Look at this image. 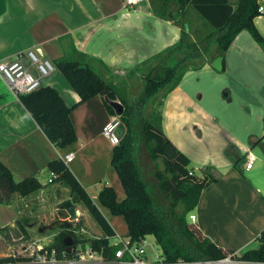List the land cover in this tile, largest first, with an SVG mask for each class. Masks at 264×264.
<instances>
[{
	"label": "crops",
	"instance_id": "crops-1",
	"mask_svg": "<svg viewBox=\"0 0 264 264\" xmlns=\"http://www.w3.org/2000/svg\"><path fill=\"white\" fill-rule=\"evenodd\" d=\"M160 4L161 0H142L133 7H123L122 0H0V61L13 60L17 53L25 51L51 63L72 58L88 63L97 75L110 81L113 74L134 69L178 40V27L154 16L151 7L157 10ZM257 5L261 12L253 19V25L264 39V0H258ZM174 8L170 4L169 11ZM185 19L196 35L209 28L189 7L185 8ZM226 50L236 69L247 68V76L251 73L257 76L256 90L253 87L251 90L258 93L260 103L249 108L244 100L238 99L236 108L240 113L222 108L223 120L212 109L191 107L189 96L176 86L162 99L160 128L184 156L187 146L180 135L184 127L188 126L187 132L197 142L204 137L200 136L204 127L212 128L215 134H208L207 148L211 153L210 149L216 147L208 162L215 181L200 192L189 215L194 216L193 225L210 243L221 249H233L237 254L253 246L254 238L264 228V138L251 145L253 139L264 133V54L245 31L239 32ZM204 68H210V63L199 70ZM240 84L246 92L250 91L249 86ZM44 85L53 88L67 107L78 100L56 70L45 79ZM222 87L217 103L229 106L231 90ZM193 95L201 101L200 93ZM110 117L98 96L78 105L69 114L75 142L55 149L0 77V163L9 171L12 181L34 177L41 187L54 185L47 183L50 178L47 163L71 154L65 166L87 194L94 191V197H89L114 234L125 236L123 219L111 216L95 198L101 185L113 189L116 201L124 198L110 166L113 146L101 135ZM247 150L256 159L245 171L242 162ZM15 219L13 206L0 204V229L13 228ZM118 222L121 232L114 228Z\"/></svg>",
	"mask_w": 264,
	"mask_h": 264
},
{
	"label": "trees",
	"instance_id": "trees-1",
	"mask_svg": "<svg viewBox=\"0 0 264 264\" xmlns=\"http://www.w3.org/2000/svg\"><path fill=\"white\" fill-rule=\"evenodd\" d=\"M257 1L161 0L157 10L152 6L154 16L171 21L178 27V40L128 71L141 76L143 83L137 95L127 101L118 97L111 81L97 75L88 63L72 58L53 60L52 64L77 95L76 103L65 106L59 94L47 85L17 97L20 105L55 149L66 148L75 142L69 114L78 105L98 96L110 116L114 114L106 101H116L122 106L119 118L123 132L117 145L111 150L110 166L119 180L124 198L116 201L114 191L108 185H101L95 198L111 216L123 219L127 230L125 236L130 242L151 237L167 263L180 260L187 264H202L235 253L233 249L216 247L193 224L187 222L186 214L194 209L200 192L213 183L215 178L209 166L199 169L200 177L191 172L188 174L189 160L161 131L160 107L162 99L179 84L186 72L199 70L211 63L214 57L223 58L239 32L245 31L264 54V39L253 25V19L257 16ZM170 4L175 7L172 12L169 11ZM186 7L209 28L199 35L192 33L185 19ZM159 94V112L154 115L151 111L145 118L147 105ZM262 138L264 133L253 139L251 145L257 144ZM140 142L147 159L154 164L156 161L160 162L161 168L153 166L150 173L154 183L144 179V172L138 165L137 148ZM46 170L52 175L51 183L63 184L73 198L71 204H80L101 233L98 239H78L73 237L68 226L59 230L52 246L56 251L64 250V243L69 238L73 243H87L94 251L99 252L103 260H110L113 249L107 247L106 238L114 236V232L96 205L61 159L50 160ZM39 188L41 186L34 177L13 182L9 171L0 163V204L10 205L14 196H26ZM155 192L167 201V205L162 206L157 202ZM178 206L181 209L176 212ZM14 227L19 235L26 236L28 219L16 216ZM235 258L244 264H264V228L254 238L253 246L238 252ZM6 262L0 261V264Z\"/></svg>",
	"mask_w": 264,
	"mask_h": 264
},
{
	"label": "rangeland",
	"instance_id": "rangeland-1",
	"mask_svg": "<svg viewBox=\"0 0 264 264\" xmlns=\"http://www.w3.org/2000/svg\"><path fill=\"white\" fill-rule=\"evenodd\" d=\"M229 53L230 52H227L226 50L220 72H216L210 68L187 72L184 74L180 83L176 87L179 89V92L186 93V95L189 96V104H191V107L197 105L209 111L212 109L216 111V115H218L217 117L223 120L225 119L222 108L226 109V107H229L235 109L236 113H240L236 108L238 99L244 100L245 104H247L249 108L256 107L260 103L259 96L257 95L258 93L251 90V87L254 88L257 76L255 74L252 75V73L247 76V68H239V70L236 69L235 65H233V62L230 60ZM236 75L239 77L235 78ZM112 76L110 81H114L113 85L117 90L118 97H122L125 101L136 96L143 83L141 76L136 73L131 74L129 72H122L113 74ZM240 82L249 86L250 91L246 92ZM222 86L231 90L232 103L229 106L226 104H222L220 106V104L217 103V95L220 97L222 94L223 89H220ZM179 92H174L173 94L176 95L175 93ZM195 92L201 94L202 98L200 102L194 98L193 94ZM160 102L161 96L159 94L153 101H151L150 104L147 105L144 117L147 118L151 111L154 115H156L159 112ZM234 117H236V115H234ZM187 127V125L184 127L181 132L182 134L180 135L187 146V149L185 150L184 147V150L186 152L185 156L189 160L188 169L193 171H191L193 175L200 177V173L198 172L200 167L212 166L209 165L208 162H210L209 160L213 158L212 154L216 151V147L210 149L212 152L209 153V148H207V136L209 133L214 136L215 133L210 126L204 127V130L200 134V136L204 135V137L201 142H197L187 132ZM137 150L138 165L144 172V179L147 182H150L148 171H152L153 166H157L160 169V162L156 161L154 164L147 159L144 146L141 142L139 143ZM45 180L46 178L42 181ZM151 183H153V180H151ZM93 193L94 191L88 192V196L94 197ZM155 199L162 206L167 205V201L160 194H158V192H155ZM65 201H69L71 203L73 198L72 196H69L67 188L61 183H55L54 185L47 184L39 188L36 192L26 196H14L11 199V205L13 206L18 218L28 219V228L25 229L26 236L24 237L19 235L15 227L11 229H0V261H8L9 259L7 257L9 255H16L19 252V249L31 240L42 239V241L49 242L52 245L54 237L60 231H48L46 227L56 219H67V215L60 207V204ZM71 205L75 207L79 214L77 220L72 221L69 224L68 230L72 233L73 237L78 239H93L101 237L100 231L87 216L85 209L76 202ZM180 209V206H178L176 208V212H179ZM189 214L190 213L185 216L187 222ZM114 228L118 232L123 231L120 222L116 223ZM39 229H43V231L39 233ZM147 240H151L152 242L151 237H147Z\"/></svg>",
	"mask_w": 264,
	"mask_h": 264
},
{
	"label": "built area",
	"instance_id": "built-area-1",
	"mask_svg": "<svg viewBox=\"0 0 264 264\" xmlns=\"http://www.w3.org/2000/svg\"><path fill=\"white\" fill-rule=\"evenodd\" d=\"M139 1L142 0H122V5L123 7H133ZM260 12L261 8L258 7L257 14ZM54 70L55 67L51 61L31 51L17 53L13 60L0 61V77L16 98L43 86L45 79ZM120 124V118L113 115L101 129L102 137L111 146L118 143L121 135L118 129ZM71 157V154H67L61 158V161L66 164L71 160ZM255 159V155L247 150L243 156V169L248 171ZM51 179L52 175L50 174L47 183H50ZM187 219L189 223H194L193 215H188ZM106 239L107 247L113 249V256L110 260H103L99 252L94 251L87 243L72 242L69 253H65L63 250L56 251L49 242L36 239L20 248L16 255H9L7 258L13 262L7 261L4 264H187L180 260L173 263L165 262L161 252L151 240H147V237L137 242H130L128 237L114 234ZM236 255V252L227 254L219 260L205 261L202 264H244L236 260Z\"/></svg>",
	"mask_w": 264,
	"mask_h": 264
},
{
	"label": "water",
	"instance_id": "water-1",
	"mask_svg": "<svg viewBox=\"0 0 264 264\" xmlns=\"http://www.w3.org/2000/svg\"><path fill=\"white\" fill-rule=\"evenodd\" d=\"M210 68L216 72H220L222 69V58L221 57L214 58L210 63ZM106 104L108 105V107L112 109L113 114L115 116H118V117L121 116L123 109H122V106L118 102L106 101ZM118 129H119L120 134H122L123 126L121 124L119 125ZM61 210H63V212L67 215V219L66 220L56 219L52 221L46 227L48 231H54V230H60V229L67 228L72 221L77 220V217L79 214L77 210L75 209V207L71 205L69 201L63 202V204L61 205ZM42 231L43 229H39V233H41ZM71 244H72V241L69 238H67L64 243V250H63L65 253H69Z\"/></svg>",
	"mask_w": 264,
	"mask_h": 264
}]
</instances>
